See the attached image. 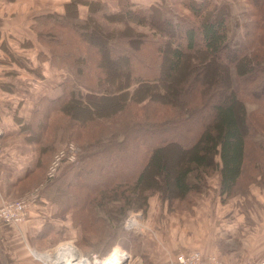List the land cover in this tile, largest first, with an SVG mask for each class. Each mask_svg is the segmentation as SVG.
Listing matches in <instances>:
<instances>
[{
	"label": "trees",
	"instance_id": "trees-1",
	"mask_svg": "<svg viewBox=\"0 0 264 264\" xmlns=\"http://www.w3.org/2000/svg\"><path fill=\"white\" fill-rule=\"evenodd\" d=\"M248 2L254 10H248L245 14L248 20L246 35L230 37L228 17L231 13L225 4H216L212 0H178V4L190 12L194 21L190 22L183 18V24L179 25L175 37L163 33L165 39L160 40L158 44L159 60H161L158 67L150 63L155 61L154 58L147 63L144 59L145 54H134L129 46H134L133 38L122 42L121 44H125L122 46L124 51L118 52L114 58L123 59V67L126 71L120 77L109 75L108 63L104 60L106 54L110 57L111 53H115L113 48L116 47L112 41L114 36L103 32L100 33L102 41L95 42L93 38L100 37V34L96 33L93 25L90 26L89 17L86 19L72 17L76 19L73 21L84 28L82 33L75 30L70 20H59L56 17L57 19L48 22L41 21L40 27H35L41 39L38 38L39 42L50 51L51 64L58 69H64L66 76L61 82V94L54 100H47L46 105L51 107L47 117L43 115V106H40L36 112H42L36 118L32 135L41 137V142H38L40 154L38 170L49 163L50 160L48 163L47 160L51 147L62 142L66 137L85 139L80 144L77 142L80 148L95 150L97 143L104 146L102 137L109 134L110 127L106 125L110 122L102 118H109L108 116L118 110L121 112L120 115L125 113L123 112L125 101L134 98L143 85H149L147 80L151 78L155 80L151 86L162 89L159 79L161 68L166 77L170 78L182 72L188 73L189 66L194 67L201 62L195 67L197 76L200 77L199 83H190L191 78L188 82L189 87L196 84L197 89L196 87L194 89L199 94L196 99L197 104L188 112H184L186 116L179 117L181 124H185L190 119L195 121V129H187L186 134L191 137L188 144L184 145L177 137H164L161 144L155 147H148V142L143 143L144 146L138 144L142 147L144 157L138 158L136 164L127 166L134 170V173L113 176L114 180L102 179L104 183L96 185L98 192L100 194H104L107 190L119 192L117 194L119 197L132 202L125 195L126 192L131 191L135 194L139 192L140 187L146 185V177L157 183L159 177L168 174V150L174 147L178 150L175 145L180 146L183 162L178 171L174 172L169 183L172 185L171 191L180 196V201L205 190L206 176L214 170L220 174V192L224 198L235 193H246L245 189L249 183H264V34L260 33V31L264 32V0H248ZM80 4L92 8V1L87 0H73L67 6L77 7L76 5ZM130 6L135 4L131 2L129 7L125 8L121 5L119 11L109 13L117 17L122 16V19L126 20L125 13L128 16L135 15ZM136 7L145 13L146 10L157 6L151 3L146 8ZM168 11L172 13V8L169 7ZM253 16H259V20H254ZM118 20L121 21V18ZM122 23L123 28L119 30L121 32L126 30L123 32L126 35H122L130 36V33H127L128 29L132 30L129 22ZM39 30L42 32V37L39 36ZM91 45L96 51L103 47L102 53L98 54L99 58H88L87 46L91 48ZM195 54L200 56L197 63L191 60ZM40 57L42 58L43 55L40 54ZM232 68L235 70L236 78H230L228 71ZM96 72L97 76H94ZM103 80L106 83L113 82V87L108 84L107 87L102 86V90L98 93L95 92L97 87L101 88L99 81ZM135 81L139 84L134 86L133 91H129V87ZM206 86L209 88L208 93L204 89ZM116 88H119L117 92H110ZM81 89L85 92L82 93ZM159 89H156L152 95L154 97L152 100L170 103L164 101L166 91L162 93ZM246 96L254 98L253 102L259 105L258 109L253 111L247 109ZM122 100L123 105L120 104L115 112L107 116L100 113L107 108L118 106ZM79 106L85 108V114H79V111L83 112ZM185 109L186 107L184 111ZM173 121H162L163 123L155 124V127L163 129L168 125H174ZM257 135L260 137H255ZM94 140L97 142H93ZM135 140L133 144L136 146ZM118 148H110V152L113 153ZM103 185L104 188L99 187ZM86 195L83 193L82 198ZM85 201L94 204L95 199L87 198Z\"/></svg>",
	"mask_w": 264,
	"mask_h": 264
},
{
	"label": "rangeland",
	"instance_id": "rangeland-1",
	"mask_svg": "<svg viewBox=\"0 0 264 264\" xmlns=\"http://www.w3.org/2000/svg\"><path fill=\"white\" fill-rule=\"evenodd\" d=\"M70 1L73 0H18V2L24 6L25 10L24 24L26 25V37L32 29L35 38L39 40L40 38L36 33L35 27H40V23L43 20L48 22V20L57 18H59V20H70L75 30L82 33L84 28L73 21L76 19L72 17L75 16L79 19H86L89 17V24L90 26L93 25L96 29V33L100 34L107 32L114 36L112 37L114 38L112 41H114L113 44L116 47L113 48L115 53H111L110 57L106 54L104 58L108 63L107 72L111 77H120L121 74H125L126 70L125 67H123V59L114 58L118 52L124 51L122 46L125 44L121 43L126 39L133 38L135 44L134 46H129L135 55H141L140 53L145 54L144 59L147 63L154 58L155 61L150 63L155 67H158L161 61L159 60L160 51L158 49V44L160 40L164 41L165 39L163 33L175 37L178 34V28H180L179 25L183 24V18L188 19L190 22L194 21L190 12L182 5L178 4V0H87L92 1V8H89L84 4L76 5L77 7H75V5L67 6ZM131 2L135 4V6H130L133 8L135 15L129 14L128 16L127 13H125L127 19L123 20L122 16L117 17L110 14L111 12L115 13L119 11L121 5L124 8L129 7V3ZM212 2L216 4H225L230 10L231 16L228 17L230 37L233 35L236 37L238 35H246V32L248 31L246 21L248 20H246L247 17L245 14L248 10H254V7L249 4L248 0H212ZM151 3L156 4L159 9H157V7H152L144 13L141 9L136 7L142 6L146 8L151 5ZM169 7L172 8V13L168 11ZM90 9L93 11H90ZM61 16L63 17L61 18ZM120 18L121 21L118 20ZM253 19L259 20V16H253ZM126 21L129 22V26L132 28V30H127V33H130V36H123L122 34H124L123 32L126 30L123 32L119 30L123 28L122 22ZM39 33V36L42 37V32H40V30ZM260 33L264 34V32L261 31ZM93 40L95 42L102 41L101 34L100 37H94ZM91 46V48L87 46V49L89 50L86 49L88 52V58H99L98 54H100V52L102 53L103 47H100L96 51V49H92L94 46ZM42 47L47 49L45 46ZM199 57L200 56L195 54L191 57L192 62H199ZM106 62L105 64H107ZM200 63L194 67L189 66L188 73L182 72L181 74L170 78L166 77V74L161 68L159 79L162 89L151 86L155 81L151 78L149 81L147 80L149 85H143L134 98L125 101V105L123 106V112L125 113L120 115L121 112H119V110L115 112V110L119 109L123 100L118 103V106L116 105L111 109L107 108L105 111L100 112L106 116L111 112H115L116 114L108 116L109 118H102V120L105 119L106 121L107 119L110 122L108 125L105 124L107 127H110V129L108 130L109 134L102 137L104 139V146L97 143L95 150L85 147L80 148L79 144L84 142L85 139L82 137H66L62 142L51 147L47 163L51 160L54 152L68 141L73 142L78 148L77 161L73 164H63L57 171L56 176L50 181L45 180L48 163L47 166H44L43 171L40 170L38 172L39 174L41 173V176L34 180V175L38 174L36 172L30 177V180L27 182V184H29L28 190L20 193L15 198H11H20L31 189L40 185L44 180L46 181L42 185V188L39 187L41 190L38 199L31 207L29 213L37 203H43L46 205L45 215L47 217L43 220L39 229L36 227V223L31 224L33 226L32 228L37 231L36 234L31 235L32 237H23L21 234L22 238H20V236L4 238L0 235V264H14V262L22 264H52L50 260L39 258L38 254L51 253L60 245L67 242H71V244L79 251L82 256L81 260L83 264L99 263L103 258L107 257V255L112 254L114 250L125 252L127 255L126 258L124 257L121 264H141V261L145 256L144 243L147 239H153L156 233L154 232L153 225L156 224L158 226L162 224L159 217L153 219V217L150 216L152 214V211L150 210L151 206L153 204H161L162 206L167 207L168 211H170L174 210L176 207L184 205V203L179 200L180 196L171 191L170 187H172V185L169 183L171 182V177L174 172L178 171L182 166L181 163L183 161H181L180 146L175 145L178 147V150H176L175 147L168 150V174H164L159 178L157 177L159 179L157 183H154L152 180L150 181L148 179L150 177H146V185H142L139 192H136V194L131 191H128V193L126 192L125 195L130 198L132 202L122 199L117 195L119 192H113L112 190H107L104 194H100L96 185L98 183L103 184V181H106L107 179L114 180L113 176L134 173V170L127 166L132 163L136 164L138 158L144 157L141 150L142 147L138 146V144L144 146L143 143L148 142V147H155L161 144V140L164 137H177L184 145L188 144L191 137L189 135L187 136V129H195V121L190 119L185 122V124H181L179 117L186 116L185 113L197 104L196 99L199 94L198 92L196 93L194 87L199 83L200 77L198 78L195 67H198ZM128 65L131 66V63L128 62ZM228 73L230 78H236V73L233 68L230 69ZM183 75L186 76L183 77ZM94 76H97V72ZM98 77H100V75ZM190 78V83H196L191 87H189L188 84ZM99 84L101 85V88L97 87L95 90L97 93L102 90L104 86L107 87L108 84L113 87V82L106 83L104 80L99 81ZM138 84L137 81L132 83L129 87V91H133L132 89L134 86ZM163 87L165 89H163ZM155 88L157 90L159 89L162 93L166 91L164 101L170 103L166 104L164 102L161 103L152 100L154 98L152 95L156 91ZM118 89L119 88H116V90L110 92H117ZM204 89L205 92L208 93V86ZM81 91L82 93L85 92L83 89H81ZM143 91L146 92L143 93ZM246 99V107L249 111L258 109L259 105L253 102L254 98L246 96ZM185 107L186 109L184 111ZM81 109L83 112L79 111V114H85V108L81 107ZM167 120L168 122L174 120V125H168L165 128L161 127L163 129L155 127V124L163 123ZM255 137L260 136L257 135ZM134 139H136L137 148L135 144H133ZM93 142L96 143L97 141L94 140ZM120 145L122 148H118ZM110 148L118 149L111 153ZM89 154H91V156H88ZM218 173L217 170H214L212 173L208 174L206 176V182H214ZM99 187L104 188V185ZM130 188L132 189V186ZM83 193L87 194L84 198H82ZM87 198H94V204L86 203L85 200ZM134 215L137 216V220L130 227L129 220L131 216L135 217ZM0 220L4 222V224L6 223L15 226V229L17 228L18 231L22 228V225L27 223L25 220L19 225H15L3 221L2 219ZM20 250L23 254L12 253V251L18 252Z\"/></svg>",
	"mask_w": 264,
	"mask_h": 264
},
{
	"label": "crops",
	"instance_id": "crops-1",
	"mask_svg": "<svg viewBox=\"0 0 264 264\" xmlns=\"http://www.w3.org/2000/svg\"><path fill=\"white\" fill-rule=\"evenodd\" d=\"M24 11L18 0H0V202L28 190L30 177L40 171L41 137L32 135L42 112H36L43 106L47 117L51 109L47 100L61 94L66 76L65 70L51 64L49 52L32 29L26 37ZM39 176L41 173L35 174L34 180ZM206 185L205 191L184 198V205L174 210L168 211L161 204L151 206L150 216L159 217L162 224L153 225L156 233L144 243L141 264H178L175 256L192 249L214 253L224 264L264 259V183H249L246 193L225 198L220 192L219 173ZM45 207L37 203L19 231L0 220V235L32 237L37 231L31 224L40 228L47 217Z\"/></svg>",
	"mask_w": 264,
	"mask_h": 264
},
{
	"label": "built area",
	"instance_id": "built-area-1",
	"mask_svg": "<svg viewBox=\"0 0 264 264\" xmlns=\"http://www.w3.org/2000/svg\"><path fill=\"white\" fill-rule=\"evenodd\" d=\"M0 145V152H1ZM77 146L68 141L61 147H59L53 154L46 171V179H53L57 171L63 164H73L77 161ZM43 181L37 187L31 189L29 192L17 199L2 200L0 202V219L3 221L19 225L25 221L28 217L31 207L35 204L38 199L42 185L46 182ZM41 187V188H39ZM175 261L178 264H224L221 259L215 254H202L199 250H190L186 252H179L175 256ZM236 264H264V259L256 262L242 261Z\"/></svg>",
	"mask_w": 264,
	"mask_h": 264
},
{
	"label": "bare ground",
	"instance_id": "bare-ground-1",
	"mask_svg": "<svg viewBox=\"0 0 264 264\" xmlns=\"http://www.w3.org/2000/svg\"><path fill=\"white\" fill-rule=\"evenodd\" d=\"M131 216L129 226L131 227L135 222L137 216ZM33 253V252H32ZM35 255V254H33ZM37 255V253H36ZM39 258H45L46 260H50L52 264H83L81 260V254L79 251L71 244V242H67L65 244L60 245L57 249H55L51 253L47 254H38ZM126 258L127 255L125 252H121L118 250H114L112 254L107 255V257L103 258L102 261L96 264H121L122 260ZM129 259V258H128Z\"/></svg>",
	"mask_w": 264,
	"mask_h": 264
}]
</instances>
